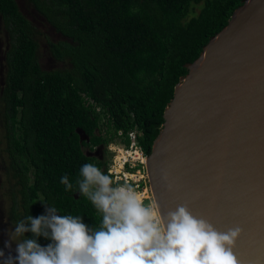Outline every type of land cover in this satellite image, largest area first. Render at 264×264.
I'll return each mask as SVG.
<instances>
[{
  "label": "trees",
  "instance_id": "1",
  "mask_svg": "<svg viewBox=\"0 0 264 264\" xmlns=\"http://www.w3.org/2000/svg\"><path fill=\"white\" fill-rule=\"evenodd\" d=\"M27 1L63 37L47 48L68 66L41 69L30 22L15 0H0L8 38L0 89L12 181L8 219L14 226L27 215H43L44 203L60 215L82 216L90 228L99 227L101 217L79 194L76 180L82 165L92 163L105 172L107 162L84 154L82 146L104 148L118 130L127 144L125 133L135 129L147 156L174 86L187 73L185 64L198 57L243 0ZM82 95L101 109L104 122L85 106ZM64 175L73 184L71 191L60 183ZM36 239L42 247L50 243Z\"/></svg>",
  "mask_w": 264,
  "mask_h": 264
},
{
  "label": "water",
  "instance_id": "2",
  "mask_svg": "<svg viewBox=\"0 0 264 264\" xmlns=\"http://www.w3.org/2000/svg\"><path fill=\"white\" fill-rule=\"evenodd\" d=\"M185 67L145 157L151 197L162 215L186 204L241 227L239 264H264V0H243Z\"/></svg>",
  "mask_w": 264,
  "mask_h": 264
},
{
  "label": "clouds",
  "instance_id": "3",
  "mask_svg": "<svg viewBox=\"0 0 264 264\" xmlns=\"http://www.w3.org/2000/svg\"><path fill=\"white\" fill-rule=\"evenodd\" d=\"M60 183L73 189L67 175ZM76 185L100 215L99 227L42 203L45 214L14 224L17 255L3 259L0 251L2 264H239L233 252L239 226L218 231L186 204L162 215L154 199L146 202L133 184L114 183L92 163L81 166ZM28 232L33 239H24ZM40 237L50 243L42 247Z\"/></svg>",
  "mask_w": 264,
  "mask_h": 264
},
{
  "label": "rangeland",
  "instance_id": "4",
  "mask_svg": "<svg viewBox=\"0 0 264 264\" xmlns=\"http://www.w3.org/2000/svg\"><path fill=\"white\" fill-rule=\"evenodd\" d=\"M21 14L30 22L34 39L37 43L36 57L37 61L43 70H55L64 69L68 66L65 61L55 60L49 53L47 48L48 42H56L62 40L60 36L43 17L35 11L31 3L27 0H15ZM196 11V8L194 9ZM8 47V38L5 29L2 26L0 20V88L3 85V77L5 72L4 56ZM79 136L83 140H87L86 136L79 132ZM82 151L86 155L94 156L98 160L108 161L110 153L107 148L97 146L94 148H88L82 146ZM7 157L4 151L3 140V126H2V104L0 102V251L4 252V258L7 259L11 256L15 259L16 242L19 239L13 235L15 231L14 226L8 219V206H9V190L11 188L12 181L9 177L7 167ZM7 245V246H6ZM2 264V260H0Z\"/></svg>",
  "mask_w": 264,
  "mask_h": 264
},
{
  "label": "built area",
  "instance_id": "5",
  "mask_svg": "<svg viewBox=\"0 0 264 264\" xmlns=\"http://www.w3.org/2000/svg\"><path fill=\"white\" fill-rule=\"evenodd\" d=\"M82 97L85 106L99 114V122H104L101 109L90 98L84 95ZM101 131H104V127ZM121 136V131H116V136L105 146L110 153L105 172L113 178L114 183H131L142 199L146 202L152 200L145 171L146 156L137 144V131L131 129L125 133L127 144L121 141Z\"/></svg>",
  "mask_w": 264,
  "mask_h": 264
},
{
  "label": "flooded vegetation",
  "instance_id": "6",
  "mask_svg": "<svg viewBox=\"0 0 264 264\" xmlns=\"http://www.w3.org/2000/svg\"><path fill=\"white\" fill-rule=\"evenodd\" d=\"M5 64V63H4ZM3 79H4V77H3ZM1 89V88H0Z\"/></svg>",
  "mask_w": 264,
  "mask_h": 264
}]
</instances>
